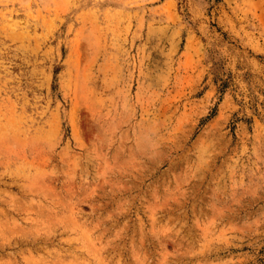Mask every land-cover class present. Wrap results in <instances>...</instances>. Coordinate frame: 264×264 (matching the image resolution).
<instances>
[{
  "label": "rangeland",
  "instance_id": "obj_1",
  "mask_svg": "<svg viewBox=\"0 0 264 264\" xmlns=\"http://www.w3.org/2000/svg\"><path fill=\"white\" fill-rule=\"evenodd\" d=\"M0 264H264V0H0Z\"/></svg>",
  "mask_w": 264,
  "mask_h": 264
}]
</instances>
